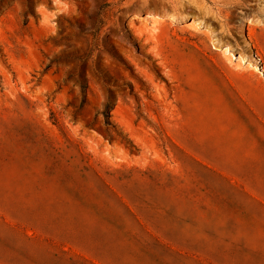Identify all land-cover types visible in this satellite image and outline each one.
Listing matches in <instances>:
<instances>
[{
  "label": "rangeland",
  "instance_id": "1",
  "mask_svg": "<svg viewBox=\"0 0 264 264\" xmlns=\"http://www.w3.org/2000/svg\"><path fill=\"white\" fill-rule=\"evenodd\" d=\"M257 78L264 0H0V264H257L207 167Z\"/></svg>",
  "mask_w": 264,
  "mask_h": 264
},
{
  "label": "crops",
  "instance_id": "2",
  "mask_svg": "<svg viewBox=\"0 0 264 264\" xmlns=\"http://www.w3.org/2000/svg\"><path fill=\"white\" fill-rule=\"evenodd\" d=\"M235 88L232 146L223 160L213 159L206 165L225 181L226 193L220 196L223 202L208 212L224 221L217 230L226 233V246L234 240L245 255L264 264V79L249 80ZM2 189L5 196L0 198V217L18 215L9 209L8 187Z\"/></svg>",
  "mask_w": 264,
  "mask_h": 264
},
{
  "label": "bare ground",
  "instance_id": "3",
  "mask_svg": "<svg viewBox=\"0 0 264 264\" xmlns=\"http://www.w3.org/2000/svg\"><path fill=\"white\" fill-rule=\"evenodd\" d=\"M218 48V47H217ZM221 51H223L224 53H229L230 55H231V52L230 51H228V48L227 47H220L219 48ZM232 56H234L233 54H232ZM232 59V58H231ZM237 59H240V62H243L244 61V58L243 57H239V58H237ZM247 63V62H246ZM242 64V63H241ZM248 66H250V67H252V68H254L255 70H259V68H258V66H256V65H253V64H251V63H248L247 64Z\"/></svg>",
  "mask_w": 264,
  "mask_h": 264
}]
</instances>
